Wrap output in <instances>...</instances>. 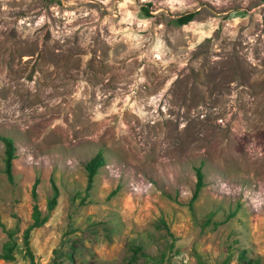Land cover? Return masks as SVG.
Returning a JSON list of instances; mask_svg holds the SVG:
<instances>
[{
  "label": "rangeland",
  "instance_id": "1",
  "mask_svg": "<svg viewBox=\"0 0 264 264\" xmlns=\"http://www.w3.org/2000/svg\"><path fill=\"white\" fill-rule=\"evenodd\" d=\"M0 136V264H264V0H0Z\"/></svg>",
  "mask_w": 264,
  "mask_h": 264
},
{
  "label": "trees",
  "instance_id": "2",
  "mask_svg": "<svg viewBox=\"0 0 264 264\" xmlns=\"http://www.w3.org/2000/svg\"><path fill=\"white\" fill-rule=\"evenodd\" d=\"M142 9L145 10L146 8L142 7ZM192 15H193L192 12H186V13L176 16L175 18L172 19L171 22L174 24L180 25L190 20ZM0 140L2 141V144H3V172L5 174L6 179L10 182L12 180L11 159L13 158V145L9 137L0 136ZM102 163H103V157H102L100 150H97L89 159L85 161L84 168L86 171V181L84 185V195L87 194V189L91 185L92 176L95 173L96 168L100 166ZM194 176H195L194 187H193V190L188 200L189 205L191 201L196 197L197 191L199 190V188L202 186L203 174L200 169V164L194 167ZM37 181L38 179L34 178L30 186V190H29L30 195L33 200L35 199V195H36L35 186H36ZM49 184L51 187V195L47 198L46 203H45L46 212L40 215L38 206L36 202L33 201L31 204V210H30L31 221L22 230V233H21L23 251H24V254L28 258L29 264H34L33 255L28 245L29 231L31 228L41 225L46 220L47 212L52 209V207L54 206L56 202L57 187L55 186L54 182L51 179L49 180ZM83 198L84 196L81 199L83 200ZM0 227H2V230L6 233V236H7V240H5L1 244L0 258L5 259V260H10L13 257L11 251L13 247L16 245L12 238V233L14 230L4 229L2 222H0ZM131 249H132V255H134V253L142 254V252L140 251L139 245H133L131 246ZM52 252L54 253V255L52 256L49 264H59L57 260V256L59 253H57L56 249H53ZM218 264H227V259H223Z\"/></svg>",
  "mask_w": 264,
  "mask_h": 264
},
{
  "label": "clouds",
  "instance_id": "3",
  "mask_svg": "<svg viewBox=\"0 0 264 264\" xmlns=\"http://www.w3.org/2000/svg\"><path fill=\"white\" fill-rule=\"evenodd\" d=\"M222 187H225V186L222 185ZM252 205H253V208L254 209L259 210V208L261 207V205H264V198H262L260 200L253 199L252 200Z\"/></svg>",
  "mask_w": 264,
  "mask_h": 264
}]
</instances>
